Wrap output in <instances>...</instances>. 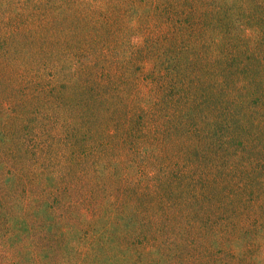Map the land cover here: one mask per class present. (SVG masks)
<instances>
[{"label": "rangeland", "instance_id": "1", "mask_svg": "<svg viewBox=\"0 0 264 264\" xmlns=\"http://www.w3.org/2000/svg\"><path fill=\"white\" fill-rule=\"evenodd\" d=\"M239 260L264 264V0H0V264Z\"/></svg>", "mask_w": 264, "mask_h": 264}, {"label": "trees", "instance_id": "2", "mask_svg": "<svg viewBox=\"0 0 264 264\" xmlns=\"http://www.w3.org/2000/svg\"><path fill=\"white\" fill-rule=\"evenodd\" d=\"M89 98H90V97H89ZM78 102H79V104H80V103L82 104V100H81V98L78 100ZM94 102H95V101H94ZM181 235H182V234H181ZM241 261H242V260H239L238 263L241 264ZM236 264H237V263H236Z\"/></svg>", "mask_w": 264, "mask_h": 264}]
</instances>
